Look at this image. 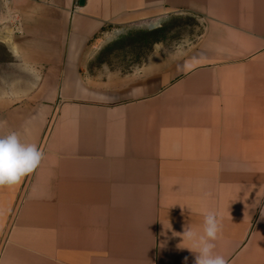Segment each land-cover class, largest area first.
<instances>
[{
	"label": "crops",
	"instance_id": "obj_1",
	"mask_svg": "<svg viewBox=\"0 0 264 264\" xmlns=\"http://www.w3.org/2000/svg\"><path fill=\"white\" fill-rule=\"evenodd\" d=\"M5 1L0 132L44 159L0 186V264H194L208 210L228 264H264V0ZM175 15L182 54L88 68L107 29Z\"/></svg>",
	"mask_w": 264,
	"mask_h": 264
},
{
	"label": "rangeland",
	"instance_id": "obj_2",
	"mask_svg": "<svg viewBox=\"0 0 264 264\" xmlns=\"http://www.w3.org/2000/svg\"><path fill=\"white\" fill-rule=\"evenodd\" d=\"M13 15L5 0H0V32L13 34ZM199 22L190 16H171L157 21H146L123 28H109L88 49V68L105 65L122 72L136 69L149 56L168 57L182 54L196 38ZM11 34V35H10ZM0 38V47L6 45ZM96 57V59H95ZM103 62V63H102Z\"/></svg>",
	"mask_w": 264,
	"mask_h": 264
},
{
	"label": "clouds",
	"instance_id": "obj_3",
	"mask_svg": "<svg viewBox=\"0 0 264 264\" xmlns=\"http://www.w3.org/2000/svg\"><path fill=\"white\" fill-rule=\"evenodd\" d=\"M5 122L0 121V129ZM44 159V153L37 144L22 139L20 133L10 131L0 132V186H14L39 167ZM202 228L197 230L185 228L182 241L190 243L194 252V264H228L225 256L215 251L221 232L222 217L216 211L208 210L203 213Z\"/></svg>",
	"mask_w": 264,
	"mask_h": 264
},
{
	"label": "bare ground",
	"instance_id": "obj_4",
	"mask_svg": "<svg viewBox=\"0 0 264 264\" xmlns=\"http://www.w3.org/2000/svg\"><path fill=\"white\" fill-rule=\"evenodd\" d=\"M11 35V34H10ZM0 38L1 39H4L5 41L4 42H6L12 49L14 48V46H13V43H12V38H11V36H9L8 34H6V33H1L0 32Z\"/></svg>",
	"mask_w": 264,
	"mask_h": 264
}]
</instances>
